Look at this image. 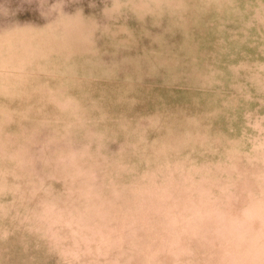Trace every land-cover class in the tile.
I'll return each instance as SVG.
<instances>
[{
	"label": "rangeland",
	"instance_id": "obj_1",
	"mask_svg": "<svg viewBox=\"0 0 264 264\" xmlns=\"http://www.w3.org/2000/svg\"><path fill=\"white\" fill-rule=\"evenodd\" d=\"M0 0V264H264V0Z\"/></svg>",
	"mask_w": 264,
	"mask_h": 264
},
{
	"label": "clouds",
	"instance_id": "obj_2",
	"mask_svg": "<svg viewBox=\"0 0 264 264\" xmlns=\"http://www.w3.org/2000/svg\"><path fill=\"white\" fill-rule=\"evenodd\" d=\"M58 2L63 5L65 11L76 9L82 12L84 10L85 0H58ZM127 2L130 5L140 6L145 3V0H127ZM152 2L167 6L171 5L173 0H152ZM87 3L91 7L95 5L96 0H87Z\"/></svg>",
	"mask_w": 264,
	"mask_h": 264
}]
</instances>
